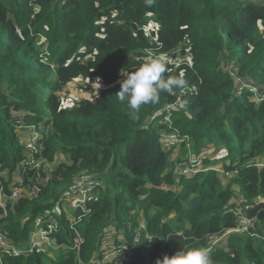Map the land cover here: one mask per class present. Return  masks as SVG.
Returning <instances> with one entry per match:
<instances>
[{
  "label": "trees",
  "instance_id": "1",
  "mask_svg": "<svg viewBox=\"0 0 264 264\" xmlns=\"http://www.w3.org/2000/svg\"><path fill=\"white\" fill-rule=\"evenodd\" d=\"M156 55L182 61L176 67L162 63L163 76L183 73L186 87L161 93L131 119L127 103L116 97L121 70L135 71ZM75 79H98L106 89L93 100L62 107L60 93ZM237 79L264 95V0H153L150 6L146 0H0L5 193L24 158L18 128L40 134L49 164L64 158L37 196L7 205L0 229L11 244L25 245L36 219L60 208L75 178L100 182L97 198L75 225L77 248L70 219L61 214L54 239L63 248L0 255V263L86 264L98 257L110 231L118 245L132 242L140 230L132 264H156L190 247L209 250L213 264H264V100L247 90L236 96ZM177 99L168 125L163 108ZM173 135L180 155L194 158L211 146L217 159L203 157V166L220 162L234 175L226 181L213 169L176 175L181 158L173 160L163 143ZM20 178L35 183L29 167ZM237 214L256 219L251 231L257 237L230 233L223 248L211 246L236 227Z\"/></svg>",
  "mask_w": 264,
  "mask_h": 264
},
{
  "label": "built area",
  "instance_id": "2",
  "mask_svg": "<svg viewBox=\"0 0 264 264\" xmlns=\"http://www.w3.org/2000/svg\"><path fill=\"white\" fill-rule=\"evenodd\" d=\"M182 57V56H180ZM156 59L161 63L168 64L170 66H179L181 64V60L177 59L176 56H165V55H156L151 56L148 60ZM232 66L229 67V69ZM78 82L85 83L89 88L93 91L97 92V90H105L106 87L98 80H78ZM100 87L98 88V85ZM238 87L235 89V95H242L244 90L251 92L254 98L257 101L264 100V95L261 94L258 89L252 85L247 84L243 80L237 79ZM95 95V93H93ZM68 101L71 103V106L77 105L79 101L76 98L68 97ZM181 100L177 99L176 103L172 105H165L163 108L164 112H167V115L164 118V121L170 125V114L171 111L175 109V106L180 104ZM22 129V128H19ZM28 132L29 136H25V142L22 144L24 149V158L15 168V172L12 174V187L10 188V192L7 195L4 190V185L0 180V218L6 216V207L9 204L16 202L20 198L31 199L40 192V188L45 186L47 177L51 174L52 170L45 172L46 167L48 166V162L45 161L42 157L43 146L39 143V139H41L40 134L34 130ZM24 131L29 130V128L23 129ZM203 156L202 154L195 157L191 160L189 166L186 164L180 163L175 167V173L178 175H182L185 177L193 176L197 171L200 170L202 164ZM262 165H258L260 167ZM31 169L34 172V180L35 183L31 186V183L28 184L20 178V171L26 168ZM204 167V170L212 169ZM219 171H217L223 178V180H227L231 178L234 173H226L222 167ZM215 170V168L213 169ZM44 174V175H43ZM100 186V182L92 179L89 176H82L79 178H75L73 180L71 188L67 191L68 198L72 201L70 204V210L68 212L61 211L59 215L55 212L53 215H40L36 219L35 229L37 231V235L32 232V236L30 238L29 243L25 245H15L11 244L9 238L7 237V233L0 229V255L8 256V257H19V256H27L35 251H56L58 249L63 248L61 244L57 243L54 239V235L60 229L59 227V216L62 214L65 217L70 219V228L73 231V235L76 237V244L74 248L78 247V244L81 242L80 233L76 230L75 225L80 222V217L82 211H84L88 201L95 200L97 198L96 189ZM61 198V197H60ZM237 225L233 230L227 231L225 235H229L230 233H238V234H248L251 237H257L254 232L256 219L248 218L245 215L237 214L236 215ZM141 229L144 226L140 227ZM141 231L135 230L134 237L132 242L125 243L122 242L120 244H116L114 242L113 236L116 235L115 232L111 234V231L108 234V237L102 243V247L99 250V255L97 258L92 259L91 262L86 264H132L130 257L135 254L134 246L139 244ZM122 236V235H117ZM123 240V239H119ZM218 238H216L211 246L216 247ZM67 248V247H66ZM1 264V263H0ZM83 264V263H78Z\"/></svg>",
  "mask_w": 264,
  "mask_h": 264
},
{
  "label": "clouds",
  "instance_id": "3",
  "mask_svg": "<svg viewBox=\"0 0 264 264\" xmlns=\"http://www.w3.org/2000/svg\"><path fill=\"white\" fill-rule=\"evenodd\" d=\"M152 2L153 0H146L149 6ZM166 70L164 64L156 59L148 60L135 71L121 70V76L124 78L120 82V90L116 97L121 103H127L131 119L137 118L141 106L156 103L161 93L172 94L175 88L186 87L183 73L165 79L163 74ZM96 84L99 88L100 84ZM156 264H213V261L209 250L190 247L177 250L172 256L165 255L162 260L157 259Z\"/></svg>",
  "mask_w": 264,
  "mask_h": 264
},
{
  "label": "rangeland",
  "instance_id": "4",
  "mask_svg": "<svg viewBox=\"0 0 264 264\" xmlns=\"http://www.w3.org/2000/svg\"><path fill=\"white\" fill-rule=\"evenodd\" d=\"M249 1L253 2V1H262V0H249ZM151 20L152 21H150L151 22L150 24H152V22H155L152 19V17H151ZM37 45H38L37 46L38 49L43 50V45L44 44H43L42 41H38ZM184 58L186 60H188V56L187 55H185ZM77 81L78 80L75 79V80H72L71 82H69L67 87L63 88L62 92L60 93V99H61V102H62V107H69V108L72 107L71 103L68 101V97L69 96L72 97V98H76L79 101V103H80L82 100H93V97H92L93 93L98 94L101 91H103L101 89V90H97V92H95L91 88H89L85 83H83V82H78L77 83ZM31 131H33L31 128H29V130H27V131L21 130L19 128L17 129L21 144H23L25 142L24 137L25 136H29L28 132H31ZM47 131H49V130L47 129ZM33 132H35V131H33ZM163 143L165 144L164 149H168L172 153L171 154V158H173V160L177 161L178 158L179 159L181 158V162H179L178 164L183 163V164H186V166H189V164L191 163V160H193L195 158V157L192 158L191 157L192 155H188V153H186V156L180 155V152H184V151H183V149L181 147L180 141L175 140V136L174 135L171 136V138H167L166 137L163 140ZM216 151H217V149L215 150L211 146H207V148L205 150H203L202 156L203 157H209L207 159H209V161H213V160L217 159V158L213 157L217 153ZM55 161H56L55 163H50V164L47 163L48 166L46 167L45 172H48L49 170H53V168L57 164H59L61 162H64V158L62 156H57V157H55ZM216 164H220V165L217 166V167H213L212 169L215 168V171H219L221 169L219 167H223V163H220V162L219 163H214L213 166H215ZM200 167H202V168H200L199 171H202L204 169V166L201 165ZM199 171H197V172H199ZM174 173H175V169H174ZM176 175H178V174H176ZM178 176H180V175H178ZM60 202H61L60 208L57 207L56 210H55V213L57 215H59L61 211L68 212L70 210V204L72 203V201L68 198L66 192L61 196ZM141 226H142V222L139 223V228ZM258 228L260 230H262L263 225L260 224ZM254 229H255V227H254ZM33 232L35 233V235H37V231H36L35 227L33 228ZM227 236L228 235H224L222 237H218L216 247H219V248L222 247L223 248V244H224V241L227 238ZM118 239H123V237L119 236Z\"/></svg>",
  "mask_w": 264,
  "mask_h": 264
}]
</instances>
